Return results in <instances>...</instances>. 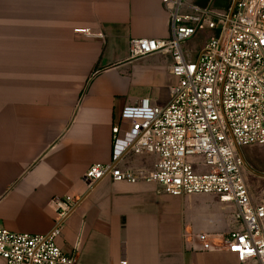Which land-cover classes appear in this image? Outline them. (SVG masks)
Segmentation results:
<instances>
[{
	"label": "crops",
	"instance_id": "0c3cea01",
	"mask_svg": "<svg viewBox=\"0 0 264 264\" xmlns=\"http://www.w3.org/2000/svg\"><path fill=\"white\" fill-rule=\"evenodd\" d=\"M86 28L103 37L77 33ZM209 34L191 41L193 58ZM170 37L163 0H0V229L51 232L52 199L83 198L89 167L113 161L112 129L124 108L144 98L169 103L178 83L171 57L132 60L130 44ZM155 162L130 154L120 167L150 170ZM235 212L216 196L175 197L154 183L107 178L56 243L79 264H243L194 239L238 231ZM0 264L7 263L0 257Z\"/></svg>",
	"mask_w": 264,
	"mask_h": 264
},
{
	"label": "built area",
	"instance_id": "2783aa9c",
	"mask_svg": "<svg viewBox=\"0 0 264 264\" xmlns=\"http://www.w3.org/2000/svg\"><path fill=\"white\" fill-rule=\"evenodd\" d=\"M223 1L229 9L163 0L171 18V37L133 40L130 52L132 60L158 54L171 57V73L178 83L169 103L159 107L144 98L124 108L112 129L113 161L89 167L83 198L52 199L58 219L51 232L30 235L0 229V257L7 264H79L56 240L77 207L107 178L154 183L175 197L212 195L233 204L238 231L220 241L209 234L194 239L203 250L228 251L243 264H264V204L252 200L240 153L264 146V0H238L232 18L235 0ZM207 31L209 36L193 58L185 44ZM77 33L103 37L87 28ZM130 154L153 155L156 162L150 170L123 169L120 162ZM196 158L202 159L199 168ZM121 264L128 262L123 259Z\"/></svg>",
	"mask_w": 264,
	"mask_h": 264
},
{
	"label": "rangeland",
	"instance_id": "374dc122",
	"mask_svg": "<svg viewBox=\"0 0 264 264\" xmlns=\"http://www.w3.org/2000/svg\"><path fill=\"white\" fill-rule=\"evenodd\" d=\"M194 2L196 0H188ZM223 0H213L209 2L216 9H226ZM207 4V3H206ZM186 50H194V42L185 44ZM243 154L247 165H245L244 174L247 178V184L251 193L252 200L257 204H264V146L249 147L243 149ZM201 158H196V168H199Z\"/></svg>",
	"mask_w": 264,
	"mask_h": 264
},
{
	"label": "water",
	"instance_id": "95a60500",
	"mask_svg": "<svg viewBox=\"0 0 264 264\" xmlns=\"http://www.w3.org/2000/svg\"><path fill=\"white\" fill-rule=\"evenodd\" d=\"M237 1L238 0H235L233 5H232L231 11H230V18H232V16L234 15V12H235V9H236V6H237ZM228 28H229V23L227 24V26L223 30V33H222V36H221V45H222V43L224 41V38H225V35L227 33ZM240 153H241L242 158L244 159L242 152H240ZM244 163H245V165H247L245 159H244Z\"/></svg>",
	"mask_w": 264,
	"mask_h": 264
},
{
	"label": "trees",
	"instance_id": "16d2710c",
	"mask_svg": "<svg viewBox=\"0 0 264 264\" xmlns=\"http://www.w3.org/2000/svg\"><path fill=\"white\" fill-rule=\"evenodd\" d=\"M207 2H208V1H207ZM222 2H223V1H222ZM224 2H225V4H226V5H225L226 9H229L230 6L228 5V3H227L226 1H224Z\"/></svg>",
	"mask_w": 264,
	"mask_h": 264
}]
</instances>
